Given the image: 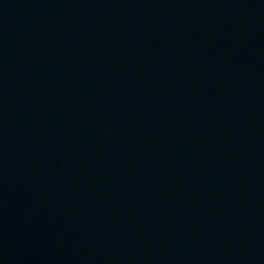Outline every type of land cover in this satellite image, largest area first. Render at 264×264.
<instances>
[{
  "label": "water",
  "instance_id": "1",
  "mask_svg": "<svg viewBox=\"0 0 264 264\" xmlns=\"http://www.w3.org/2000/svg\"><path fill=\"white\" fill-rule=\"evenodd\" d=\"M0 264H264V0H0Z\"/></svg>",
  "mask_w": 264,
  "mask_h": 264
}]
</instances>
